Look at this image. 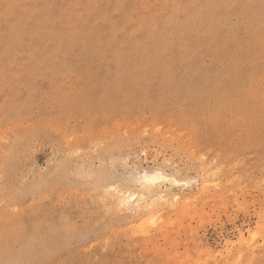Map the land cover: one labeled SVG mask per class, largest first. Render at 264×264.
Returning <instances> with one entry per match:
<instances>
[{
	"label": "rangeland",
	"instance_id": "374dc122",
	"mask_svg": "<svg viewBox=\"0 0 264 264\" xmlns=\"http://www.w3.org/2000/svg\"><path fill=\"white\" fill-rule=\"evenodd\" d=\"M0 264H264V0H0Z\"/></svg>",
	"mask_w": 264,
	"mask_h": 264
},
{
	"label": "bare ground",
	"instance_id": "6f19581e",
	"mask_svg": "<svg viewBox=\"0 0 264 264\" xmlns=\"http://www.w3.org/2000/svg\"><path fill=\"white\" fill-rule=\"evenodd\" d=\"M160 174H153V173H147V172H145L142 176V179H143V181H144V184L146 183V182H149V181H154L156 178H158V176H159ZM153 184V183H152ZM150 185V184H149ZM146 186H148V184L146 185ZM151 187V186H150ZM114 190V189H113ZM113 192V191H112ZM111 197V196H110ZM122 197H123V195H122ZM131 197V196H130ZM135 199V198H134ZM36 205V204H35Z\"/></svg>",
	"mask_w": 264,
	"mask_h": 264
}]
</instances>
